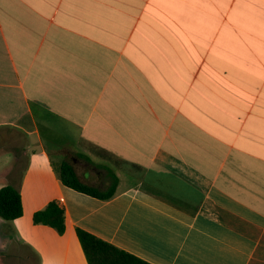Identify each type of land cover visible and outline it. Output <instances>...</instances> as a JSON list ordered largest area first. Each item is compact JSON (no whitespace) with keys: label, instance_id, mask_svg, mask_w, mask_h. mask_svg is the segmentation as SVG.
I'll return each instance as SVG.
<instances>
[{"label":"crops","instance_id":"0c3cea01","mask_svg":"<svg viewBox=\"0 0 264 264\" xmlns=\"http://www.w3.org/2000/svg\"><path fill=\"white\" fill-rule=\"evenodd\" d=\"M0 163L22 202L0 264H88L76 228L151 264H264V0H0ZM52 200L63 233L32 220Z\"/></svg>","mask_w":264,"mask_h":264},{"label":"trees","instance_id":"16d2710c","mask_svg":"<svg viewBox=\"0 0 264 264\" xmlns=\"http://www.w3.org/2000/svg\"><path fill=\"white\" fill-rule=\"evenodd\" d=\"M59 177L64 185L76 191L101 199L110 198L117 185V177L111 175L110 183L105 190L82 183L71 165L64 163L59 167ZM22 215L21 195L15 186L5 184L0 187V217L6 221L14 220ZM35 224H43L54 228L58 233L65 230V211L58 201H49L46 206L33 213ZM76 234L82 246L88 264H151L95 235L76 228Z\"/></svg>","mask_w":264,"mask_h":264},{"label":"rangeland","instance_id":"374dc122","mask_svg":"<svg viewBox=\"0 0 264 264\" xmlns=\"http://www.w3.org/2000/svg\"><path fill=\"white\" fill-rule=\"evenodd\" d=\"M0 164H1V163H0ZM1 166H2V165H1ZM1 166H0V170H3V169L1 168ZM14 173H15V174H14ZM16 175H17V176H16ZM13 176H14V178L11 177V180H13V179H17V180H18V171H17V173L13 171ZM9 180H10V179H9ZM14 184H16V182H14ZM0 219H2V218H0ZM2 220H3V219H2ZM3 221H4V220H3ZM4 256H5V255H3V257H1V259L4 260V263H3V264H36L35 259H33V258L30 257V256L27 257V255L24 256V259H25V260L12 259V260L7 261V263H5V261L8 260V259H6Z\"/></svg>","mask_w":264,"mask_h":264}]
</instances>
